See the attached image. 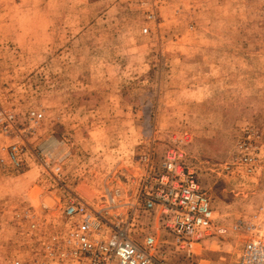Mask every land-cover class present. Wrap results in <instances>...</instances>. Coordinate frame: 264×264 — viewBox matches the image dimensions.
<instances>
[{
  "label": "rangeland",
  "instance_id": "obj_1",
  "mask_svg": "<svg viewBox=\"0 0 264 264\" xmlns=\"http://www.w3.org/2000/svg\"><path fill=\"white\" fill-rule=\"evenodd\" d=\"M263 121L264 0H0V264H41L67 201H131L169 149L227 233L180 248L139 210L132 238L153 236L165 264H235L230 227L263 202L264 150L254 176L226 166L245 125L264 145Z\"/></svg>",
  "mask_w": 264,
  "mask_h": 264
},
{
  "label": "built area",
  "instance_id": "obj_2",
  "mask_svg": "<svg viewBox=\"0 0 264 264\" xmlns=\"http://www.w3.org/2000/svg\"><path fill=\"white\" fill-rule=\"evenodd\" d=\"M41 116L39 112L29 113L33 122ZM7 126L12 127V122ZM263 150L262 132L245 125L234 143L226 169L248 176L258 174ZM17 152V147L13 146L10 157L16 166L21 164ZM120 196V190L115 188L107 189L92 204L77 195L67 201L62 209L63 233L51 234L46 241L39 240L45 251L41 264L50 259L56 264L75 261L81 264H165L153 255L156 246L153 236H145L142 243L131 236L139 210L161 224L180 248L189 249L193 242L226 234L228 230L218 222L195 172L174 149L166 152L158 167L147 166L131 201L122 203ZM30 227L36 229L34 221ZM230 229L242 241L235 264H264V199L253 211L239 216ZM19 261L15 260L14 264H20ZM34 261L37 263L39 259Z\"/></svg>",
  "mask_w": 264,
  "mask_h": 264
}]
</instances>
